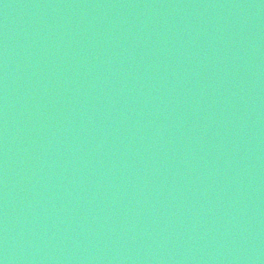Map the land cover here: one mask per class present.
Here are the masks:
<instances>
[{
    "label": "water",
    "instance_id": "1",
    "mask_svg": "<svg viewBox=\"0 0 264 264\" xmlns=\"http://www.w3.org/2000/svg\"><path fill=\"white\" fill-rule=\"evenodd\" d=\"M0 264H264V0H0Z\"/></svg>",
    "mask_w": 264,
    "mask_h": 264
}]
</instances>
